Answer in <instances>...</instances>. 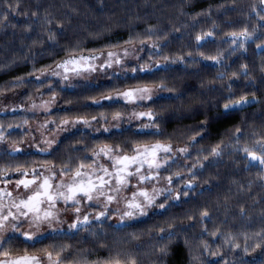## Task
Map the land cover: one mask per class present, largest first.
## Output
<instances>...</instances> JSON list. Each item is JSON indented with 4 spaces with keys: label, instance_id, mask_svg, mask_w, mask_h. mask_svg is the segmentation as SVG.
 Here are the masks:
<instances>
[{
    "label": "snow or ice",
    "instance_id": "snow-or-ice-1",
    "mask_svg": "<svg viewBox=\"0 0 264 264\" xmlns=\"http://www.w3.org/2000/svg\"><path fill=\"white\" fill-rule=\"evenodd\" d=\"M187 2L167 23L145 12L92 31L75 7L23 11L0 64L30 66L0 84V264H142L141 249L169 264L181 243L185 264H264V194L243 200L254 185L264 193V0L195 12ZM20 4L0 0V31L17 28ZM237 10L242 19L227 17ZM201 16L210 23L197 29ZM125 23L126 37L85 46ZM184 76L198 88L174 82Z\"/></svg>",
    "mask_w": 264,
    "mask_h": 264
},
{
    "label": "trees",
    "instance_id": "trees-1",
    "mask_svg": "<svg viewBox=\"0 0 264 264\" xmlns=\"http://www.w3.org/2000/svg\"><path fill=\"white\" fill-rule=\"evenodd\" d=\"M40 2L43 5L48 3L55 4V7L51 9V11L55 12L57 15L63 12L70 11L71 7H75L78 9V12L72 13V17L74 22L78 23L82 29H87L88 31L98 30L100 25L112 24L118 18L124 21H127L128 16L139 14L141 16L144 15L145 12H148L150 15L146 17L148 23H155L157 19H160L162 22L167 23L168 19L175 18L176 12L175 8L180 5L181 0H104L103 11L97 10L98 0H21V4L19 5L18 12H10L9 20L17 25L16 29H12L11 27L5 29L4 31H0V64H7L8 60L12 58V51L14 50V46L19 44L18 40L13 41L12 33L16 32L17 35L19 31L22 29L19 26L26 21V17L22 14L25 9H28L29 13L31 11L32 6L36 3ZM237 4H248L249 0H235ZM209 3L216 5L223 3L225 7L229 6V0H188L187 3L184 4V8L188 12L199 11L201 8H204ZM64 4H68L69 7H63ZM129 10H131L129 12ZM227 17L233 20H237L238 18L242 19L239 14V10L235 12H231L227 14ZM213 18L219 21H223L226 19L225 14L221 12H216L213 10ZM182 20L190 21V17L182 16ZM196 19L200 20L201 23L196 25V28H200L202 25L206 23H210V21H206L202 16L196 17ZM136 29L139 30L144 26V20L135 22ZM231 25L221 24L220 31H223L224 28L229 27ZM129 28L127 24H121L119 27H113L111 32H105L102 36L98 38L89 37L85 41L86 47L98 46L104 41L111 40L116 41L121 37H126ZM7 33V35L5 34ZM82 35L86 34L84 32ZM38 47V46H37ZM223 47V45H221ZM254 47V45H253ZM215 45H212L210 49H205V51L214 50ZM60 53H57L59 55ZM51 59L50 57H41L38 59L39 63H47ZM248 61H252L255 64H259V60L253 56L251 51L245 58ZM29 64L23 61H19L9 65L6 68L0 69V84L8 81L11 77H15L20 75L21 73H25L29 70ZM252 68V64L250 63V70ZM214 71V69H213ZM256 72H253V75H256ZM205 74H201V78L204 77ZM210 78V76H209ZM243 78L241 77V80ZM170 83L173 81L170 80ZM178 85H187L189 89L198 88V84L195 77L192 76H184L174 81ZM249 91L255 89H247ZM259 94V92H258ZM63 108V105L59 106ZM260 106L253 104L249 108L245 109L247 113H249V119L254 122L256 125H259V119H255L252 117L253 111L259 113ZM214 111V110H213ZM211 114V113H210ZM3 115V114H0ZM238 118V117H237ZM195 120H199L200 117L197 115ZM193 118L186 117L183 120L177 121L172 120L167 125L168 129L171 128L175 124H186L194 122ZM215 131V129H213ZM222 184L227 187L228 177L224 175L223 171H221ZM235 186H233L234 188ZM264 194L261 192V189L254 185L250 190V194L246 193L243 195V200L247 203L252 199H256L259 201L261 195ZM239 195V194H237ZM260 204H256V208L258 209ZM145 244H148L150 241L147 236L142 237ZM142 253L141 260L142 264H149V262L154 259L150 252L145 249L140 250ZM187 260L186 250L184 249L182 243L179 247L175 248V252L173 256L168 258L169 264H185Z\"/></svg>",
    "mask_w": 264,
    "mask_h": 264
},
{
    "label": "rangeland",
    "instance_id": "rangeland-1",
    "mask_svg": "<svg viewBox=\"0 0 264 264\" xmlns=\"http://www.w3.org/2000/svg\"><path fill=\"white\" fill-rule=\"evenodd\" d=\"M144 55V54H142ZM102 79H106V78H102ZM16 92V95L13 96L12 95V92H9L6 94L7 98L4 100L5 103L8 102V99H19L20 97L24 96L27 94V86L23 87V88H20V89H17V90H13ZM18 114V113H16Z\"/></svg>",
    "mask_w": 264,
    "mask_h": 264
}]
</instances>
